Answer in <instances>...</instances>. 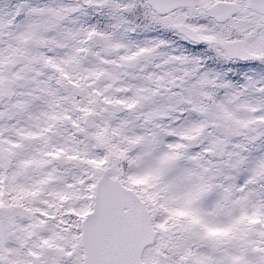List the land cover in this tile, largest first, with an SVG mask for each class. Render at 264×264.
Returning <instances> with one entry per match:
<instances>
[{
  "label": "snow or ice",
  "instance_id": "obj_1",
  "mask_svg": "<svg viewBox=\"0 0 264 264\" xmlns=\"http://www.w3.org/2000/svg\"><path fill=\"white\" fill-rule=\"evenodd\" d=\"M0 264H264V0H0Z\"/></svg>",
  "mask_w": 264,
  "mask_h": 264
}]
</instances>
